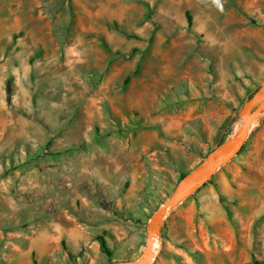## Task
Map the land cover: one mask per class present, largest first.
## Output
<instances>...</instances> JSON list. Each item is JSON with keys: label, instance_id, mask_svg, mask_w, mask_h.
<instances>
[{"label": "rangeland", "instance_id": "1", "mask_svg": "<svg viewBox=\"0 0 264 264\" xmlns=\"http://www.w3.org/2000/svg\"><path fill=\"white\" fill-rule=\"evenodd\" d=\"M0 8V264L139 257L264 83V0ZM243 146L167 215L151 264H264V118Z\"/></svg>", "mask_w": 264, "mask_h": 264}, {"label": "water", "instance_id": "2", "mask_svg": "<svg viewBox=\"0 0 264 264\" xmlns=\"http://www.w3.org/2000/svg\"><path fill=\"white\" fill-rule=\"evenodd\" d=\"M263 118L264 83L243 103L237 120L241 125L239 133L235 136L230 135L215 147L202 163L183 176L170 196L151 214L147 224L146 246L141 255L111 264H151L154 259L153 240L155 235L160 238V232L167 215L210 180L223 165L239 154L254 127V123Z\"/></svg>", "mask_w": 264, "mask_h": 264}, {"label": "trees", "instance_id": "3", "mask_svg": "<svg viewBox=\"0 0 264 264\" xmlns=\"http://www.w3.org/2000/svg\"><path fill=\"white\" fill-rule=\"evenodd\" d=\"M188 22L190 23L191 22V18H190V16L188 15ZM253 93V92H252ZM251 93V94H252ZM232 123H233V121L232 122H230V125H232ZM243 148H244V146H243ZM243 150V149H242ZM98 239L100 240V242H101V247H102V249L104 250V252L109 256V257H111V253H110V251H109V248H108V246H107V244H106V241H105V239L103 238V237H98Z\"/></svg>", "mask_w": 264, "mask_h": 264}, {"label": "bare ground", "instance_id": "4", "mask_svg": "<svg viewBox=\"0 0 264 264\" xmlns=\"http://www.w3.org/2000/svg\"><path fill=\"white\" fill-rule=\"evenodd\" d=\"M256 123V122H255ZM254 123V124H255ZM238 125H239V127H238V129L235 131V133L233 134L232 133V135L231 136H235V135H237L238 133H239V131H240V127H241V125H240V122H238ZM159 237H158V235H155V237H154V240H153V248H154V252H153V257H155V252H156V248H157V246L159 245Z\"/></svg>", "mask_w": 264, "mask_h": 264}, {"label": "crops", "instance_id": "5", "mask_svg": "<svg viewBox=\"0 0 264 264\" xmlns=\"http://www.w3.org/2000/svg\"><path fill=\"white\" fill-rule=\"evenodd\" d=\"M0 10H1V8H0ZM52 241H53V243H55V242H54V241H55L54 238L52 239ZM14 246H15V245H14ZM36 250H37V249H36ZM32 252H33V251H32ZM31 254H32V253H31ZM52 255H53V258H54V262H56V260H55V259H56V254H55V252H52ZM30 264H33V261H32V262L30 261ZM54 264H55V263H54Z\"/></svg>", "mask_w": 264, "mask_h": 264}]
</instances>
